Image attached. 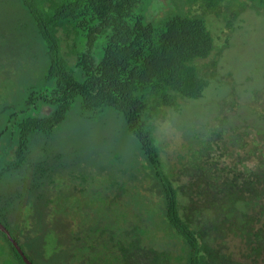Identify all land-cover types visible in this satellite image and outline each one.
Instances as JSON below:
<instances>
[{"label":"trees","instance_id":"1","mask_svg":"<svg viewBox=\"0 0 264 264\" xmlns=\"http://www.w3.org/2000/svg\"><path fill=\"white\" fill-rule=\"evenodd\" d=\"M176 2L0 0V223L15 239L22 232L24 257L32 236L50 264H171L172 248L184 264H264L263 111L248 109L245 123L227 130L231 146L221 142L229 116L203 100L209 79L197 66L216 50L207 15L229 5L240 6L233 17L246 6L264 13V0H181L201 9L193 14ZM198 100L208 112L183 118L186 129L201 126L179 169L168 167L153 123ZM76 103L81 112L114 111L136 148L127 156L96 142L100 166L83 168L70 188L66 169L35 146ZM149 178L154 202L126 210L127 187ZM69 207L84 221L67 225Z\"/></svg>","mask_w":264,"mask_h":264},{"label":"rangeland","instance_id":"2","mask_svg":"<svg viewBox=\"0 0 264 264\" xmlns=\"http://www.w3.org/2000/svg\"><path fill=\"white\" fill-rule=\"evenodd\" d=\"M167 2L174 3L175 0H167ZM180 2L181 0H177L175 6L178 5L179 10L182 12L189 11L192 14L201 12V9L197 8L196 5L189 6ZM239 7L237 5L233 8L229 5L228 10L221 7L218 11L224 13V15L219 17L212 14L207 15L205 18L206 25L214 38L216 50L218 51L215 50L208 59L197 62L200 71L207 75L209 79L206 98L203 100H207L209 106L220 103L221 108L224 110L222 115L229 116L230 123L228 124V121H226L225 133L223 132L221 137V142H227L226 145L228 146H231L229 144L231 135L230 131L227 130L232 126L240 128L245 123L242 118H246L249 114L248 109H253L256 112L263 111L262 114H264V94L257 93L255 90L264 87V13H256L246 6L244 10L241 8L243 11L239 15H236V17L231 16V11ZM170 9L178 10L173 5H170ZM39 74L33 75L38 82L42 79V74ZM30 77L34 79L32 75ZM233 88L234 90H232ZM15 99L18 100L19 97L16 96ZM5 100L6 102L11 101V97ZM203 100L188 104L185 113L181 115L176 116L165 111L163 118L154 121L155 145L168 167H175L178 170L180 164L184 162L183 158L186 155L187 146H189L192 129L197 130L201 125L193 122V125L186 129L185 126L182 127L181 121L183 118L196 121L202 117V114L208 112L204 111ZM226 103L232 106L231 111L227 110ZM77 104L70 111L64 123L45 139L40 137L42 140L38 146H35L38 150L48 153L47 155H52L51 161L55 162L54 168L56 170L66 169L67 175L63 182L65 186L70 188L75 176L83 173V168L86 169V172L89 171L93 174V171L100 166V161H97L100 158L98 157L100 148L96 147V142L108 140L110 145L112 142L113 144L116 143L114 145L117 148L116 151H122V154L126 153L127 156L136 148L132 137L123 125L122 119L114 111L110 110L106 113L98 112L96 114L81 112ZM46 113H48V110H46ZM249 122L250 120L247 121V124ZM217 124L216 120H212V125L218 128ZM2 128L1 126L0 130ZM243 152H246V149L242 150ZM36 155H38V151ZM55 156H59V159L54 158ZM233 160L234 158L228 159L227 163ZM183 181L184 178L181 177L179 183ZM149 184L150 178L143 180L142 183H134L131 187H127L126 194L128 195H124L123 201H129L131 198V202L126 206V210L131 209L129 206L138 207L142 210L145 205H148L144 198L154 202L155 197L149 191ZM67 209V218L65 217L67 225H70L69 222L74 224V222L84 221L77 218V212H80L77 207ZM86 214L91 218L94 217L91 211ZM100 214L102 215V213ZM159 234L156 236V243H159L157 238L160 241ZM156 247L159 248L161 245L157 244ZM3 248H5V251L8 250V247H4V244ZM169 251L171 264H184L183 261H177L175 258L179 254L178 250L172 248ZM8 253L6 252V254ZM8 256L11 264H20L10 254ZM6 264H10V262L7 261Z\"/></svg>","mask_w":264,"mask_h":264},{"label":"flooded vegetation","instance_id":"3","mask_svg":"<svg viewBox=\"0 0 264 264\" xmlns=\"http://www.w3.org/2000/svg\"><path fill=\"white\" fill-rule=\"evenodd\" d=\"M0 225L5 229V227L3 226V224L2 223H0ZM7 232H8V234H9V236L13 239V241L16 243V245L20 248L22 245V241H23V238H22V232H19L20 233V235H17V234H15L16 235V239L12 236L15 232H13V234L11 235L10 234V232L7 230V229H5ZM13 231H15V230H13ZM29 239L31 240L30 241V244H28V247L27 248H25V247H23L22 248V250L23 251H27V253H26V256L28 257H30V258H26L31 264L33 263V264H50V261H49V259L47 258L48 257V255H45L44 253H39L38 251H39V249H40V247H41V245L40 244H38L39 246H36V244L34 243H32V236L31 237H29ZM53 241H54V237L52 238V237H50V238H48V243H53ZM3 244H4V247L6 246V247H8V250L7 251H5V248H3ZM0 247H2L1 249H0V264H6L7 263V261H9L10 262V264H11V260H10V258H9V256H8V254H10L11 255V257L12 258H14L16 261H18L20 264H22L17 258H18V253L16 252V250H15V247H14V245L11 243V241L9 240V238H8V236L0 229ZM11 248H13V250L16 252L15 254L16 255H14L13 254V252L11 251ZM48 248V246H46V249ZM21 250V249H20ZM6 252H9L8 254H6ZM25 256V257H26ZM24 263V262H23ZM25 264V263H24ZM52 264H55V263H52ZM65 264H67V262H65Z\"/></svg>","mask_w":264,"mask_h":264},{"label":"water","instance_id":"4","mask_svg":"<svg viewBox=\"0 0 264 264\" xmlns=\"http://www.w3.org/2000/svg\"><path fill=\"white\" fill-rule=\"evenodd\" d=\"M0 229L8 236L9 240L11 241V243L14 245L16 252L20 255V257L22 258L23 262L25 264H31L22 254L20 248L16 245V243L13 241V239L9 236L8 232L0 225Z\"/></svg>","mask_w":264,"mask_h":264}]
</instances>
